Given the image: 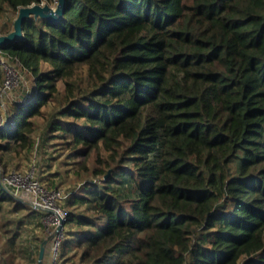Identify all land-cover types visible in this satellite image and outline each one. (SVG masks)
I'll list each match as a JSON object with an SVG mask.
<instances>
[{
	"label": "trees",
	"instance_id": "obj_1",
	"mask_svg": "<svg viewBox=\"0 0 264 264\" xmlns=\"http://www.w3.org/2000/svg\"><path fill=\"white\" fill-rule=\"evenodd\" d=\"M40 1L0 0V20ZM22 32L0 47L30 76L0 165L66 147L60 259L264 264V0H65Z\"/></svg>",
	"mask_w": 264,
	"mask_h": 264
},
{
	"label": "rangeland",
	"instance_id": "obj_2",
	"mask_svg": "<svg viewBox=\"0 0 264 264\" xmlns=\"http://www.w3.org/2000/svg\"><path fill=\"white\" fill-rule=\"evenodd\" d=\"M55 3L56 1L49 4L54 6ZM16 15L17 13L6 11L0 22L11 25L12 30ZM9 69L14 70L16 75H13L11 88L0 95V122L5 120L7 103L17 98L21 87L30 85L29 74L22 70L17 62L10 61L0 53L1 81L6 78ZM38 133L36 134L39 138ZM53 142L56 143L42 145L39 140L38 147L28 157L24 151L16 156L8 155L6 169L0 165V182L5 184V178L8 179L6 176L12 172L24 178L25 183L32 177L46 189L59 187L67 192L71 190L80 181L73 172L76 166L73 159L66 157V147L60 142ZM21 185L7 186L12 189L19 204L15 201H6L0 211V264H69L67 259L59 258V252L54 256L53 239L48 232L51 226L48 215L46 212L33 211L32 207L38 209L30 202L33 193ZM41 247L43 256L39 260Z\"/></svg>",
	"mask_w": 264,
	"mask_h": 264
},
{
	"label": "built area",
	"instance_id": "obj_3",
	"mask_svg": "<svg viewBox=\"0 0 264 264\" xmlns=\"http://www.w3.org/2000/svg\"><path fill=\"white\" fill-rule=\"evenodd\" d=\"M13 75L14 76L16 75L15 71L14 70L11 71V69H9L6 78L3 79L2 84L0 86L1 94L5 92L8 88H11L13 83L12 81ZM6 123L7 120L5 119L0 122V125L4 126ZM6 177H8V179L5 178V182L6 183L8 182L9 184L3 183L4 186L7 187L10 186L11 184L15 186L16 185L19 186L23 182L21 187L22 188L25 187L26 190L33 193L32 199L30 200L31 204L33 205L37 204L49 208L51 210L50 212L48 211L45 212L48 215V219L51 225L48 232H49V236L53 239V247H52L53 253L54 256H57L59 243L64 237L63 224L66 217V210L64 208L63 203L69 192L59 187L53 189H46L42 187L37 180H35L34 178L32 179V177L31 179L28 180V182L25 183L24 178H21L19 174L12 172L8 174ZM16 188L18 189V187Z\"/></svg>",
	"mask_w": 264,
	"mask_h": 264
},
{
	"label": "water",
	"instance_id": "obj_4",
	"mask_svg": "<svg viewBox=\"0 0 264 264\" xmlns=\"http://www.w3.org/2000/svg\"><path fill=\"white\" fill-rule=\"evenodd\" d=\"M64 5H65V0H56L54 6L50 5L45 0H41L40 2L37 3H31L29 5L19 7L17 11V15L13 21V29L5 34H0V47L5 43H9L17 39H21L23 37L22 25L28 17L31 16L34 18L41 17L49 21L59 20L63 14ZM0 95H1V91H0ZM34 206L44 211H48V212L51 211L49 208L37 204ZM42 256H43V247H41L39 251V260H41Z\"/></svg>",
	"mask_w": 264,
	"mask_h": 264
}]
</instances>
